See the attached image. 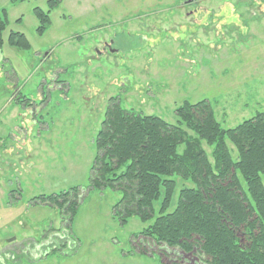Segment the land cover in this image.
<instances>
[{"label": "rangeland", "instance_id": "obj_1", "mask_svg": "<svg viewBox=\"0 0 264 264\" xmlns=\"http://www.w3.org/2000/svg\"><path fill=\"white\" fill-rule=\"evenodd\" d=\"M48 1L0 0L9 20L0 47V264H173L182 252L140 235L153 221L116 215L121 191L90 187L109 99L170 123L184 101L208 100L224 128L264 111V0H62L40 35L34 9L47 11ZM12 31L30 49L9 44ZM73 187L72 222L59 206L33 202Z\"/></svg>", "mask_w": 264, "mask_h": 264}, {"label": "trees", "instance_id": "obj_2", "mask_svg": "<svg viewBox=\"0 0 264 264\" xmlns=\"http://www.w3.org/2000/svg\"><path fill=\"white\" fill-rule=\"evenodd\" d=\"M61 2L49 0L47 11L34 9L40 35ZM8 25L7 11L0 8V47ZM8 41L31 47L21 32L12 31ZM175 114L177 123H170L111 97L96 137L90 187L121 191L116 215L123 223L132 216L153 221L140 235L182 252L173 264H185L188 257L196 264H264V111L234 128L222 126L208 100L184 101ZM178 178L190 185L179 187ZM33 202L59 206L72 222L79 188Z\"/></svg>", "mask_w": 264, "mask_h": 264}, {"label": "flooded vegetation", "instance_id": "obj_3", "mask_svg": "<svg viewBox=\"0 0 264 264\" xmlns=\"http://www.w3.org/2000/svg\"><path fill=\"white\" fill-rule=\"evenodd\" d=\"M106 46L110 47L111 45H109V44H106ZM110 49H111V47H110Z\"/></svg>", "mask_w": 264, "mask_h": 264}]
</instances>
